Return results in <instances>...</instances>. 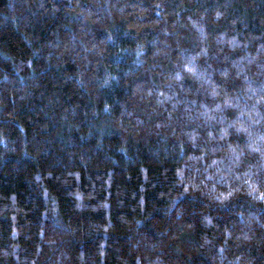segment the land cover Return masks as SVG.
I'll return each mask as SVG.
<instances>
[{
  "label": "trees",
  "instance_id": "obj_1",
  "mask_svg": "<svg viewBox=\"0 0 264 264\" xmlns=\"http://www.w3.org/2000/svg\"><path fill=\"white\" fill-rule=\"evenodd\" d=\"M0 264H264V0H0Z\"/></svg>",
  "mask_w": 264,
  "mask_h": 264
}]
</instances>
